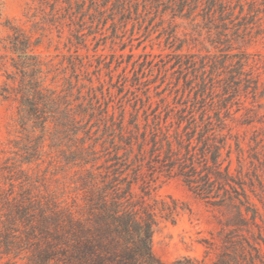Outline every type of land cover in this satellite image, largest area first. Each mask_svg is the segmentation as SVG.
<instances>
[{"label":"trees","instance_id":"trees-1","mask_svg":"<svg viewBox=\"0 0 264 264\" xmlns=\"http://www.w3.org/2000/svg\"><path fill=\"white\" fill-rule=\"evenodd\" d=\"M34 1L47 12L43 26L54 24L60 37L66 16L69 26L77 23L79 28L69 33V49L72 45L76 49L64 57L66 65L36 52L46 33L43 26L41 36L34 39L12 25L6 39L9 53L1 56V66L10 62L13 71L6 77L12 85L0 96L13 94L18 101L21 135L13 155L0 164V260L6 258L4 264H264V195L248 188L241 170L237 175L231 171V134L224 133L220 112L211 113L204 102L180 108L134 105L127 118L124 104H111L112 95L104 91L101 57L97 69L90 70L89 55L79 53L86 34L84 18L78 22L75 18L77 12L84 17L88 0ZM140 2L145 13L167 3L165 12L169 9L174 17L193 21L202 17L206 27L217 30L220 50L233 40L231 32L240 38L255 28L264 33V0H238L235 6L232 0H90L99 19L108 10L112 19L116 13L129 18L132 4ZM231 46L222 54L223 65L213 59L207 62L210 74L206 67L201 74L204 88L207 77L210 89L216 86L212 71L220 76L227 68L239 78L234 83L258 84L259 78L253 80L247 66L259 69V63L252 64L243 51L230 52ZM226 86L233 88L230 82ZM160 175L180 178L218 213L219 229L201 239L202 256L188 254L171 262L155 256V230L163 222L176 223L186 209L172 197L152 198Z\"/></svg>","mask_w":264,"mask_h":264},{"label":"rangeland","instance_id":"rangeland-1","mask_svg":"<svg viewBox=\"0 0 264 264\" xmlns=\"http://www.w3.org/2000/svg\"><path fill=\"white\" fill-rule=\"evenodd\" d=\"M237 3L238 0H232L233 6ZM88 4L84 17L77 12L75 18L76 22L80 17L84 18L83 32L86 34L85 43L78 47L79 53L89 55L87 60L91 59L92 63L90 70L97 69V57H101V81L104 91L112 95L111 104H124L129 118L134 105L142 108L151 104L153 107L171 105L180 108L181 104L196 103L198 106L206 103L211 113L220 112L225 122L224 133L231 134V171L237 175L241 170L248 188L264 195V33H258L255 28L241 39L231 32L233 40L225 42L221 47L223 50H220L216 29L206 27L200 16L195 21L174 17L169 9L165 12L167 3L159 5L158 11L155 5L147 13L144 12L143 2L139 5L133 3L131 9L134 12L127 14L130 17L125 19L119 13L112 19L110 10L103 19H99L90 0ZM136 12H141L142 17L138 18ZM44 13L47 12L38 1L0 0V92L12 85L6 77L13 71L10 62L1 66V56L9 53L4 45L13 32L11 26L25 29L36 39L41 36V28L45 24ZM57 13L60 15V10ZM64 22L61 37L54 24L43 26L46 33L36 52L46 60L53 59L57 64L64 61L66 65L64 57L75 53L76 49L74 45L69 49L68 36L71 29L79 28V25L69 26L68 16ZM229 45H232L230 52L243 51L249 54L252 64L259 63V69L247 66V70L252 71L253 80L259 78L258 84L252 82L247 86L244 80L234 83L239 78L232 77L234 72L227 68V73L220 76L212 71L216 86L210 89V78L207 77L208 84L204 88L201 74L205 67L210 74L207 62L213 59L218 65L220 61L222 64L225 60L222 54L228 52L226 48ZM226 82H230L233 88L229 89ZM98 84L95 79V85ZM18 106L13 94H7L6 98L0 96V164L13 155L15 141L21 135ZM155 186L152 198L172 197L186 206L176 223L163 222L155 230V256L164 262L188 254L202 256L204 246L201 239L210 237V232L216 233L219 229L218 213L178 177L160 175ZM253 199L263 206L257 196ZM6 261L3 258L0 264Z\"/></svg>","mask_w":264,"mask_h":264}]
</instances>
